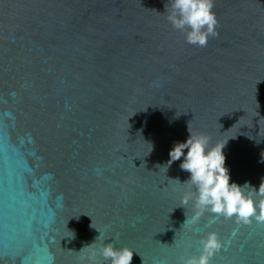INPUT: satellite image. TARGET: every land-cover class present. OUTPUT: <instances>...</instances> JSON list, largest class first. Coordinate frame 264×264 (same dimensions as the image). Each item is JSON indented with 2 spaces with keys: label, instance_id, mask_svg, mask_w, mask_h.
<instances>
[{
  "label": "water",
  "instance_id": "water-1",
  "mask_svg": "<svg viewBox=\"0 0 264 264\" xmlns=\"http://www.w3.org/2000/svg\"><path fill=\"white\" fill-rule=\"evenodd\" d=\"M170 11V0H0V264H93L111 242L139 253L132 264H181L211 231L223 241L211 264H264V223L208 211L193 222L183 157L158 167L190 124L212 144L230 139L232 181L258 189L264 0H214L206 47Z\"/></svg>",
  "mask_w": 264,
  "mask_h": 264
},
{
  "label": "clouds",
  "instance_id": "clouds-1",
  "mask_svg": "<svg viewBox=\"0 0 264 264\" xmlns=\"http://www.w3.org/2000/svg\"><path fill=\"white\" fill-rule=\"evenodd\" d=\"M170 4L168 21L172 27L184 34L188 44L206 47L209 39L216 35L218 21L213 11L214 0H170ZM188 131L190 135L187 140L177 142L170 150L169 161L158 167L160 170L166 166L168 171L172 163L183 157L180 168L189 173V178L180 182L194 188L195 192H186L182 203L187 204L194 197L196 207L200 209L193 217V222L208 211L215 216L235 218L238 224H251L253 221L264 223V178L258 189L250 181L242 185L232 181L224 151L230 139L212 144L210 137L194 134L190 124ZM260 162L264 163V154ZM100 236L101 233L97 238ZM68 238L74 239L75 233ZM97 238L85 247L94 246ZM199 243L200 254L182 260L181 264H211L214 255L223 247V241L215 231L209 232ZM134 254L139 253L130 247H117L112 242L102 243L99 255L103 261L96 260L95 255L92 261L93 264H132Z\"/></svg>",
  "mask_w": 264,
  "mask_h": 264
}]
</instances>
